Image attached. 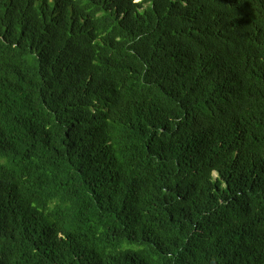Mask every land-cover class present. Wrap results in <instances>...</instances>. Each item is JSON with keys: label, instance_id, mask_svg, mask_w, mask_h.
I'll return each instance as SVG.
<instances>
[{"label": "trees", "instance_id": "1", "mask_svg": "<svg viewBox=\"0 0 264 264\" xmlns=\"http://www.w3.org/2000/svg\"><path fill=\"white\" fill-rule=\"evenodd\" d=\"M0 264H264V0H0Z\"/></svg>", "mask_w": 264, "mask_h": 264}]
</instances>
